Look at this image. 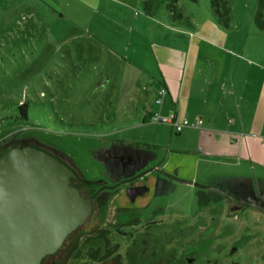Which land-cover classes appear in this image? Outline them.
I'll return each mask as SVG.
<instances>
[{"label": "rangeland", "instance_id": "rangeland-1", "mask_svg": "<svg viewBox=\"0 0 264 264\" xmlns=\"http://www.w3.org/2000/svg\"><path fill=\"white\" fill-rule=\"evenodd\" d=\"M147 1L0 0V151L23 144L56 157L75 175L79 168L90 185H72L85 197L110 188L94 201L79 234L119 225L127 236L112 233L111 239L120 264H226L233 241L241 248L238 264H264L263 212L231 207L218 192L178 182L153 185L135 201L128 184L114 188L150 170L128 178L125 165L107 157L114 143L141 138L142 131L126 128L154 96L145 93L152 84L146 69L154 67L139 36ZM200 5L211 15L209 0ZM229 6L230 27L223 30L264 35L255 20L259 0H229ZM58 260L53 255L42 264Z\"/></svg>", "mask_w": 264, "mask_h": 264}, {"label": "crops", "instance_id": "crops-1", "mask_svg": "<svg viewBox=\"0 0 264 264\" xmlns=\"http://www.w3.org/2000/svg\"><path fill=\"white\" fill-rule=\"evenodd\" d=\"M200 1L179 3L191 26L174 25L167 11L141 20V49L154 67L146 69L152 84L145 93L148 99L154 96L146 113L126 128L142 131L141 138L114 143L107 157L125 165L128 178L137 169L158 167L264 204V35L223 30ZM162 89L167 94L159 104ZM154 115L202 120L203 125L177 134L171 126L151 122ZM146 181L157 190L175 182L159 174L140 183Z\"/></svg>", "mask_w": 264, "mask_h": 264}, {"label": "water", "instance_id": "water-1", "mask_svg": "<svg viewBox=\"0 0 264 264\" xmlns=\"http://www.w3.org/2000/svg\"><path fill=\"white\" fill-rule=\"evenodd\" d=\"M216 191L235 204L264 206L233 197L218 187L185 181L158 168H152L120 185L134 183L149 174ZM75 173L56 157L36 148L18 144L0 151V264H42L56 255L70 235L84 226L93 213L96 194L85 197L72 185ZM136 191L138 189H132ZM130 194L135 199L143 192Z\"/></svg>", "mask_w": 264, "mask_h": 264}, {"label": "trees", "instance_id": "trees-1", "mask_svg": "<svg viewBox=\"0 0 264 264\" xmlns=\"http://www.w3.org/2000/svg\"><path fill=\"white\" fill-rule=\"evenodd\" d=\"M181 1L183 0H148L144 2V8L146 14L153 17L160 8L166 7V11L174 25L184 24L191 26L190 22L185 19L182 11L178 7ZM186 1L198 3L200 0ZM209 1L213 19L222 29H229L231 21L229 0ZM255 20L259 29L264 31V0H259V9L256 13ZM27 108V104L20 106L22 118L25 120H28ZM86 225L87 223L70 235L58 253L54 255L60 257V260L56 264H76L82 258L89 264H120V257L115 255L119 245H113V240L111 239L112 233L127 236L119 230L120 226L108 224L106 225L108 228H95L89 232L79 234ZM45 260L48 261L49 257Z\"/></svg>", "mask_w": 264, "mask_h": 264}, {"label": "built area", "instance_id": "built-area-1", "mask_svg": "<svg viewBox=\"0 0 264 264\" xmlns=\"http://www.w3.org/2000/svg\"><path fill=\"white\" fill-rule=\"evenodd\" d=\"M167 94L166 89H162L159 92V99L157 103H162L161 98ZM151 122L158 124V125H168L173 128L175 133L181 134L186 129H201L203 125V121L200 120L196 123H192L187 119H181L177 115H170V116H162V115H154L151 118Z\"/></svg>", "mask_w": 264, "mask_h": 264}, {"label": "flooded vegetation", "instance_id": "flooded-vegetation-1", "mask_svg": "<svg viewBox=\"0 0 264 264\" xmlns=\"http://www.w3.org/2000/svg\"><path fill=\"white\" fill-rule=\"evenodd\" d=\"M76 166V164H74ZM77 167V166H76ZM78 168V167H77ZM76 179L75 181L78 182L79 184L82 185H90V182H88L84 176V173L78 168V171L76 172ZM145 179V177H144ZM142 179L128 184L130 190L132 191V193H138V192H143L145 193V191H149L151 190V187L153 186L152 183L146 181L144 183H140ZM132 189H138L136 191H133ZM93 195V194H92ZM222 195V194H221ZM91 196V195H90ZM225 197V196H224ZM261 204V203H259ZM235 207L239 208L240 204H234ZM262 206H264V204H261ZM234 246L232 247V251L230 253H227L224 257V260L226 261V264H238V262L235 259V257L238 255V253L241 251V248L239 247L238 243L236 241H233Z\"/></svg>", "mask_w": 264, "mask_h": 264}]
</instances>
